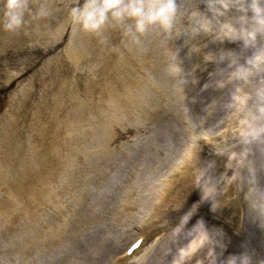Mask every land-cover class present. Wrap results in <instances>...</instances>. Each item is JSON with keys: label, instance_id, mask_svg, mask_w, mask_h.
<instances>
[{"label": "clouds", "instance_id": "obj_1", "mask_svg": "<svg viewBox=\"0 0 264 264\" xmlns=\"http://www.w3.org/2000/svg\"><path fill=\"white\" fill-rule=\"evenodd\" d=\"M207 13L201 12L195 7L187 11V34L194 39L200 33L215 36V40L229 39L242 42L243 49H254L245 62H240V55L234 51L221 52L219 57L214 54H205L206 62L228 61L227 67L231 69L226 79L217 80L216 87L223 88L228 83H235L230 94V102L227 107L231 115L242 114V128L239 133L240 142L249 147L252 145L264 146V45H259V40L264 39V0H204ZM236 10L239 15L227 18L228 13ZM180 13V5L177 0H85L82 7H73L70 12L72 22L90 33H98L112 19L116 22L124 20L133 21L132 26L126 30V35H131L138 42L152 26L159 27L166 34L173 33L177 16ZM32 14L28 6V0H5L3 18L0 19V27L5 31L13 32L22 28L25 24V15ZM45 7L39 8L33 15L39 19L47 16ZM192 51L199 52L200 48L193 46ZM170 71L181 76L182 69L178 63L170 66ZM223 70H221V75ZM183 83H187L182 78ZM192 83H196L193 79ZM254 85V86H253ZM205 84L204 88L209 87ZM235 157V153L231 154ZM248 154L241 153V163ZM249 173L256 177V170L248 168ZM249 208L254 219L261 220L264 217V205L255 201H249ZM214 209V208H213ZM199 231L196 243L180 252L178 264H185L195 253L205 245H211L207 249L208 264H217L216 247L223 248L218 236L219 232H209L203 221L197 222ZM196 264H204V260H197ZM224 264H253L252 257L247 253L229 256Z\"/></svg>", "mask_w": 264, "mask_h": 264}, {"label": "bare ground", "instance_id": "obj_2", "mask_svg": "<svg viewBox=\"0 0 264 264\" xmlns=\"http://www.w3.org/2000/svg\"><path fill=\"white\" fill-rule=\"evenodd\" d=\"M66 3L67 2H65V4ZM84 3H85V0H84L83 4ZM31 4L34 5V0H30V2H28V5H31ZM70 4L72 5V0H69V5ZM190 5L191 4L188 3V5H185V7H189ZM205 11H207L206 8H205ZM131 22L133 23V21H131V20H124L123 22H116L112 19H109L108 22L106 23V25L97 33V35H99V37L96 40V44L93 41L83 42V45L86 44L85 49L87 48L95 57L107 54L110 62L109 63L105 62V63L101 64V67L102 68L109 67V74L111 75L112 78L127 79V80L131 81V90L137 96H133L132 97L133 100L130 102V104L128 103L126 106H124L123 107L124 109H128L130 107L133 114H135L137 110L141 109V107L144 104V101L147 98L148 99L152 98V97L149 98V93L144 91L143 88L147 89L149 84H155L158 87H155L154 85H150V86L154 90L156 97L158 99H163V98L167 99L168 98L169 102L171 103V109L173 111L183 113V110L181 108V104L176 103V101L171 100V94H173L174 89H176V88L179 90H182L181 87H183L185 83H183V81L180 80L181 76L176 75L174 73V71H170V66L165 65L166 60L168 58H172V55H171V52L168 50L166 44L162 40V33L159 30L161 28L159 27V25L157 27H155V26L150 27L146 33L141 35V38L139 36L138 42H137L133 39V37L131 35L125 34L126 30L130 28L129 24ZM76 37L77 36H75V38ZM76 39L78 41H80V39L78 37ZM77 40L75 41L76 43L78 42ZM161 43H163V44L158 45ZM108 44H110V46H105ZM95 46H97L96 49H95ZM102 46H105V47H102ZM133 47L138 48V50H135ZM229 47L230 46H228V48ZM128 48H130V49H128ZM248 52H249V49L245 50V49H243V46H241V51L238 53L240 55V62L241 63L245 62V58L248 56ZM174 63H178L179 66L182 65L181 61H179L178 59H175V58H174ZM115 64H123V65H125V67H122V68L117 70L114 68ZM95 66L97 67L98 64H95ZM158 68L162 69L161 73L163 75V78L169 82L168 88L164 84L154 83L153 80L151 79L150 73H152L154 70H156ZM176 85H180L181 87H178ZM80 91H82V89H80ZM189 91L192 92L195 90H189ZM212 91H213V88H211V87H208L205 90H197L196 94L193 96L195 99L194 102L196 104H198L201 101V97H204L206 95H210L212 93ZM104 102H107V101H104ZM91 109H92V106H90L88 104H83L80 107H78L76 110L69 111L68 117H67L66 121L64 122V124L69 122V121H72V122L66 128L67 129L73 128L74 130L80 131L82 128H81V124L78 122V119L87 115V113H89ZM186 109H187L186 113L189 115L190 111H192V110H190L189 107H186ZM118 112H119V109L116 108L114 110V115H115L116 119H118V116H117ZM219 112H220L219 109H217L216 111H213V116L214 117L218 116ZM162 113L163 112L161 111V114ZM156 115L157 116L160 115L159 110L156 111ZM181 115L184 116L185 112ZM178 116H180V115H178ZM178 116H175V117H178ZM171 117H174V116H172L170 114V110H169V113L163 118V120L166 122L167 125L169 124ZM232 118H233L232 116L229 117V120H232ZM145 119H147V118H144L143 121ZM136 121L132 122V123H126V121H125L123 123V128L125 127V131L129 132V131L138 129L139 127H143V125H141V126L138 125V122H136ZM74 122H75L76 126L74 125ZM142 123L143 122H141V121L139 122V124H142ZM168 129L174 130L171 122L168 126ZM202 133H204L203 128H201V130H199L197 132V134H202ZM147 135H148L147 142H149V143H151V140L153 137L160 136V134L158 133V131L156 129H151V128L148 129ZM159 139H161V137ZM132 143L133 144L139 143L140 147L136 148L137 150L135 152H133L132 154H130L129 157H127L124 161H121L120 164H119V161H116V169L115 170H111V168H113L115 165H112L109 168H104V167L98 166L95 169V174L98 172V175L94 176V172L93 173H89V172L86 173V177L83 180V184H85V183L89 184L91 182L90 180L95 181L94 188H84L85 192L90 194V196L88 198H89V202H90L91 207H92L91 208L92 212L99 209L97 204H94V203L95 202L100 203L104 199V197L107 198L108 194L111 192V185L109 183V179L111 178L110 174H112L115 171L114 175L118 176L119 173L121 175L120 169L122 167H124V169H126V170H129L128 167L131 168L130 169V175L133 177V181L136 184H138L137 190H139L141 187L148 186V182L151 179V174L148 175V170L151 169L152 174L155 173L154 169L156 168L155 164L157 161H148V159L151 157V155L143 147V143L141 140H139V138L136 139V142H132ZM136 153H140V156L137 155ZM254 155L255 154H252L250 156L251 161H249L248 158H246V157L244 158V160L248 161V163L245 166V170H244L243 174L245 175L246 173H248L249 178L250 177L252 178L253 176L249 173L248 168L253 167L256 170V177L254 178V181L253 182L250 181L251 183L249 182V184H252L254 186V190L261 193L262 196L264 197V194H263L264 192L260 191L259 183H258L261 179H262V182H264V160H262L261 158H257L254 160ZM135 160H137V161H135ZM179 161L180 162L176 165V170L178 169V167L181 163H185V161H182V159H180ZM169 162H171V161H169ZM46 163H47L48 167H51L52 165H55V164H58L59 167H63L64 161H46ZM217 165H219L218 161H217ZM192 167H193V164H191V166L183 173V175L181 176L178 183L176 184V186L173 189L171 200L173 202L177 201L176 203L173 204L174 207L181 206V205L185 204V201H186L185 198L190 197L191 194L194 193L193 187L191 185V182L193 179L192 175L185 176L187 174V172L192 169ZM170 176H171V171L167 170L165 172V174L163 175V177L161 179H159V181H157V183L155 184V188L157 187V191H159L160 187L164 184V182ZM154 178L155 177H153L151 179L150 186H149V189L152 192H154V187L151 188V183L153 182ZM88 181H90V182H88ZM181 182L183 184H186V185L182 186ZM181 186L185 192L184 193L183 190L180 191L182 197L180 195H176V190L178 189V187L180 188ZM185 187H186V189H184ZM147 195H148V193H147ZM103 203H104V201L101 203V206L103 205ZM238 203H239V200H238ZM128 204L129 205H128L127 209L132 208V210L130 211L129 217H127L126 219H120L119 220V223L121 224L122 230L124 229L125 233L121 232V234L118 233L117 235H116V233H113V237L115 236L116 238L120 239V241L131 238L132 235L130 233H127V232L129 230H131L132 228H137V226H140L141 229L144 230V232L149 233L150 230H152V228L154 227V224H153L154 219L161 212V210L160 211L155 210V208H154L155 203L153 202L151 205L152 209H151L149 215H143V216L137 215L141 211L139 209H141L142 203L138 202L135 204L134 202L133 203L129 202ZM133 204H134V206H137L139 209L135 208L133 206ZM235 204H236V202H235ZM237 209H238V207L236 204V207L230 211L233 212ZM243 210L250 211L248 199L244 203ZM251 216L253 218V214H251ZM61 218H62V224L55 225L54 231L47 233V236H49L50 239H47L45 237L43 239V241L54 243L56 246H58V244H61L63 242V239H64V236H63L64 233L63 232L67 231V233H69V227L66 224H64L65 219L63 218V214H62ZM80 220H83V216H81ZM167 222H164L161 225H163ZM79 226H80V228L82 227L81 224H79ZM182 229L184 230V233L186 234L187 230L190 229V224L188 222L183 223ZM154 230H152V232ZM242 235H244V232H242ZM181 236H183V235L179 236L180 239L178 240V242L176 244L181 243ZM52 238H56V240L52 241ZM105 240H106V237L99 236V242L100 243L97 246L98 249H97L96 254L95 255H89L84 264H106L105 260H103L102 256L98 255L99 250H100V248H101V246ZM249 242L252 246H257L258 253H259L261 259L263 260V258H264V247L261 246L260 243H257L253 240L249 241ZM29 244L34 245V243L32 241H30ZM70 245L73 246V252L72 253L74 256L70 252H67V249H64V250H61L59 252L60 260H62L63 262H68V264H82L81 260H78L76 258L78 256L77 255L78 252L74 251V249L76 248L75 245H77V243L72 241ZM173 249L176 251V255H178L177 249L174 247H173ZM176 255H175V257H176ZM201 260H204V264H205V262H206L205 257L202 258ZM206 264H208V262H206Z\"/></svg>", "mask_w": 264, "mask_h": 264}, {"label": "rangeland", "instance_id": "obj_3", "mask_svg": "<svg viewBox=\"0 0 264 264\" xmlns=\"http://www.w3.org/2000/svg\"><path fill=\"white\" fill-rule=\"evenodd\" d=\"M192 1H194V0H192ZM210 45H212V43H210V44H208L207 45V48L210 46ZM240 149V150H239ZM245 147H238V148H236L235 150H233V151H231L230 153H228L227 154V156H225V158L223 159V164H225L226 165V170L227 171H224V174H225V176H227L228 174H231V172H234L235 170H236V168H235V163L237 162L238 164L240 163V161L241 160H237V161H233V160H236L237 158H239L240 156H241V153L242 152H245ZM238 150V151H237ZM232 153H235L236 155H235V157H233L231 154ZM230 157H232V160L230 159ZM228 166H234L230 171H228L229 170V168H228ZM221 177H223L224 178V175H223V171L222 172H220V173H218V174H213L211 177H209L207 180H206V182L205 183H203L202 184V186H198L199 187V195H197V200L198 201H200L201 200V202L203 203V204H207L208 202H210L211 201V199L213 198V196H214V193H215V191L217 190V187H219L220 186V180H217V183L216 184H213L214 183V181L217 179V178H221ZM208 181H210L211 182V184H208ZM213 182V183H212ZM202 189H205L204 190V192H202ZM208 189V192L206 193V190ZM200 192H201V196H200ZM208 194H210V195H208ZM202 197H203V199H202ZM192 199H193V197H192ZM205 207L206 208H209L210 207V203H208L207 205H205ZM176 225V222L171 226V228L169 229V233L170 232H172L173 231V229L174 228H172V227H174ZM195 226H197V223H195ZM196 231V230H195ZM167 238H169V236H165V238H164V236H162L161 238H159V239H157L155 242L153 241L148 247H147V249L143 252V254H142V256L141 257H145V256H147V257H149V258H152V256L154 255V251H155V248H157V250L158 249H161V251H164L165 253H163V255L161 256V257H165V254L166 255H170V248L168 247V239ZM168 248V249H167ZM149 249V250H148ZM167 250V251H166ZM13 252L12 251H10V252H7V255H8V257L12 254ZM6 254H5V256H4V254H3V252L2 251H0V256L2 257V258H5L6 256H7Z\"/></svg>", "mask_w": 264, "mask_h": 264}]
</instances>
